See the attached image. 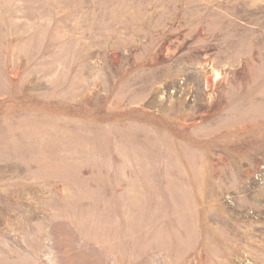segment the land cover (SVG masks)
<instances>
[{
    "label": "rangeland",
    "instance_id": "374dc122",
    "mask_svg": "<svg viewBox=\"0 0 264 264\" xmlns=\"http://www.w3.org/2000/svg\"><path fill=\"white\" fill-rule=\"evenodd\" d=\"M0 264H264V0H0Z\"/></svg>",
    "mask_w": 264,
    "mask_h": 264
}]
</instances>
